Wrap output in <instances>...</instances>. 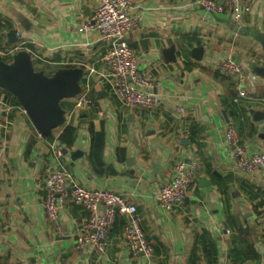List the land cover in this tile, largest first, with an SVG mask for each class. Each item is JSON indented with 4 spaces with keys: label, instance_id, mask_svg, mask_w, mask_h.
<instances>
[{
    "label": "crops",
    "instance_id": "crops-1",
    "mask_svg": "<svg viewBox=\"0 0 264 264\" xmlns=\"http://www.w3.org/2000/svg\"><path fill=\"white\" fill-rule=\"evenodd\" d=\"M98 0H0V56L27 50L36 70L81 68L90 107L62 102L66 123L51 136L32 124L18 99L0 87V264H264V170L250 174L231 160L229 125L249 154L264 151V0L236 20L197 0H134L142 22L129 45L161 98L155 109L124 106L112 93L108 45L81 31ZM19 49L16 51V49ZM233 59L246 71L247 96L215 68ZM257 114H261L257 116ZM196 162L185 202L160 209L174 164ZM64 168L89 189L123 194L137 207L154 249L134 257L118 215L104 254L78 250L88 212L69 203L56 222L44 211L45 179Z\"/></svg>",
    "mask_w": 264,
    "mask_h": 264
},
{
    "label": "built area",
    "instance_id": "built-area-1",
    "mask_svg": "<svg viewBox=\"0 0 264 264\" xmlns=\"http://www.w3.org/2000/svg\"><path fill=\"white\" fill-rule=\"evenodd\" d=\"M134 0H98L91 16L82 25L81 31L97 36L99 42L108 45L104 60L109 68V84L112 93L128 107L155 109L162 103L159 95L146 91L151 82L139 69V57L129 45V37L140 27L142 16L134 11ZM252 0H197L195 4L214 15L231 13L236 20L251 9ZM19 50L18 48L16 51ZM222 74L232 75L238 84V97L247 96L246 71L242 64L229 58L215 63ZM93 100L87 93L78 95L74 109L90 107ZM226 145L233 163L241 170L254 174L264 170V151L249 154L241 144L238 129L229 125ZM198 165L178 161L173 167V176L162 187L158 204L165 212L174 211L184 202L191 185L196 179ZM46 199L44 211L50 221L56 222L69 203H75L88 212V221L82 228L76 248H89L104 254L109 243L108 234L116 223L118 215L128 218L124 239L129 252L138 257L151 259L152 245L147 241L137 216V207L129 204L123 194L108 189H89L76 181L64 169L50 171L45 179Z\"/></svg>",
    "mask_w": 264,
    "mask_h": 264
},
{
    "label": "water",
    "instance_id": "water-1",
    "mask_svg": "<svg viewBox=\"0 0 264 264\" xmlns=\"http://www.w3.org/2000/svg\"><path fill=\"white\" fill-rule=\"evenodd\" d=\"M262 45L264 49V42ZM255 71L264 78V67H258ZM83 75L81 68H60L48 76L36 70L27 50L18 51L11 63L0 56V87L18 99L36 130L43 136L53 135L66 123V110L62 102L82 93Z\"/></svg>",
    "mask_w": 264,
    "mask_h": 264
}]
</instances>
